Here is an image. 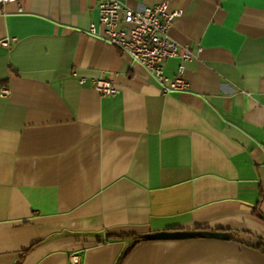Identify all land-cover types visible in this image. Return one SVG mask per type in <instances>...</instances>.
<instances>
[{
	"label": "crops",
	"instance_id": "0c3cea01",
	"mask_svg": "<svg viewBox=\"0 0 264 264\" xmlns=\"http://www.w3.org/2000/svg\"><path fill=\"white\" fill-rule=\"evenodd\" d=\"M98 1L0 16V264H264V0H172L170 37L200 50L166 93L88 32ZM173 230L195 234L143 238Z\"/></svg>",
	"mask_w": 264,
	"mask_h": 264
},
{
	"label": "built area",
	"instance_id": "2783aa9c",
	"mask_svg": "<svg viewBox=\"0 0 264 264\" xmlns=\"http://www.w3.org/2000/svg\"><path fill=\"white\" fill-rule=\"evenodd\" d=\"M172 0H158L142 8H132L121 0H99L96 21L89 23L88 32L128 53L133 60L145 67L157 81L163 93L173 90H186L189 86L183 77L184 61L192 58L200 50L193 51L187 45H181L169 35V29L179 10H170ZM8 2H17V10L22 7L18 0H0V16L5 13L4 6ZM15 37L0 40L4 47H11ZM178 57L180 63L174 77L164 74V63L167 59ZM80 83L88 82L101 95H112L118 89L110 79L103 77L77 76ZM8 93L4 89L0 94ZM70 264H82L79 252L68 254Z\"/></svg>",
	"mask_w": 264,
	"mask_h": 264
},
{
	"label": "water",
	"instance_id": "95a60500",
	"mask_svg": "<svg viewBox=\"0 0 264 264\" xmlns=\"http://www.w3.org/2000/svg\"><path fill=\"white\" fill-rule=\"evenodd\" d=\"M192 234H195V232L184 231V230L158 231L153 233H147L143 235V238L145 239L175 238V237H186Z\"/></svg>",
	"mask_w": 264,
	"mask_h": 264
},
{
	"label": "trees",
	"instance_id": "16d2710c",
	"mask_svg": "<svg viewBox=\"0 0 264 264\" xmlns=\"http://www.w3.org/2000/svg\"><path fill=\"white\" fill-rule=\"evenodd\" d=\"M141 238V236H136L135 239ZM255 246L260 249L264 253V243L262 241H258ZM26 252V251H24ZM17 264V263H16Z\"/></svg>",
	"mask_w": 264,
	"mask_h": 264
}]
</instances>
